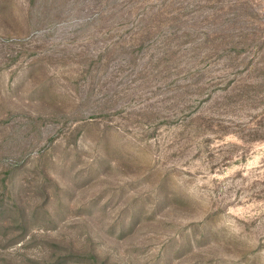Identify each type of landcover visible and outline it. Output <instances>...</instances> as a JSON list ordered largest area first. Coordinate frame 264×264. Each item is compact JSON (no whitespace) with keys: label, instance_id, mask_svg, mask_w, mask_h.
<instances>
[{"label":"rangeland","instance_id":"1","mask_svg":"<svg viewBox=\"0 0 264 264\" xmlns=\"http://www.w3.org/2000/svg\"><path fill=\"white\" fill-rule=\"evenodd\" d=\"M0 264H264V0H0Z\"/></svg>","mask_w":264,"mask_h":264}]
</instances>
